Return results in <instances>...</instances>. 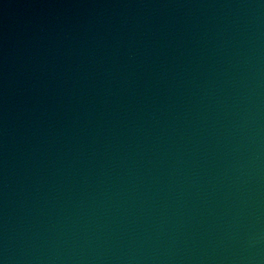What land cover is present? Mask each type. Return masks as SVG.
Masks as SVG:
<instances>
[{
  "label": "water",
  "instance_id": "water-1",
  "mask_svg": "<svg viewBox=\"0 0 264 264\" xmlns=\"http://www.w3.org/2000/svg\"><path fill=\"white\" fill-rule=\"evenodd\" d=\"M0 264H264V0H0Z\"/></svg>",
  "mask_w": 264,
  "mask_h": 264
}]
</instances>
